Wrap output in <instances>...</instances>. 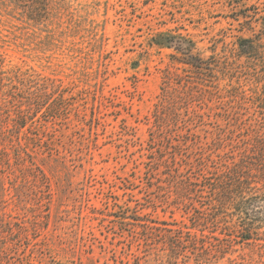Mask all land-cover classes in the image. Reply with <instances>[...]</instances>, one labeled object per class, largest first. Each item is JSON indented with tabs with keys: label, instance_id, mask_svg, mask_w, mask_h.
Returning a JSON list of instances; mask_svg holds the SVG:
<instances>
[{
	"label": "rangeland",
	"instance_id": "obj_1",
	"mask_svg": "<svg viewBox=\"0 0 264 264\" xmlns=\"http://www.w3.org/2000/svg\"><path fill=\"white\" fill-rule=\"evenodd\" d=\"M48 1L0 0V264H264L214 193L242 159L264 193V0Z\"/></svg>",
	"mask_w": 264,
	"mask_h": 264
},
{
	"label": "trees",
	"instance_id": "obj_2",
	"mask_svg": "<svg viewBox=\"0 0 264 264\" xmlns=\"http://www.w3.org/2000/svg\"><path fill=\"white\" fill-rule=\"evenodd\" d=\"M12 4H14L16 7L22 10L23 13L27 15L28 18L32 20H42L45 18V16L48 14V6L49 1L48 0H8ZM264 33V31H263ZM163 35H161V38ZM169 44L174 43L176 46V50H178L180 53L184 54L187 59H185L184 64L188 65L191 69H194L196 74L202 79L201 82H207L209 80L208 78H214L215 77V70L217 65H214V62L212 58L208 60H204L201 57H198L197 55L193 54L192 48L190 47H183V42H188L191 46L193 45V41L187 39L185 36L180 35L179 37H171L167 41ZM242 42L247 43V48L244 51V54L247 58H253L255 56L260 55V49L261 46H259L257 43H255L251 39H244ZM156 45L157 46H164L165 43L159 41V39H156ZM169 48V47H168ZM194 49V48H193ZM166 85L172 84L171 79L167 78L165 81ZM14 97V96H13ZM27 106L35 105L37 109H40L43 106V99L40 97H34L31 95V97H27ZM50 108V107H48ZM31 110V107L29 108ZM21 113V111H20ZM31 116H27V119H30ZM21 123L19 124L20 128H24L26 123L25 117H20ZM253 163L247 160L242 159L240 163H233V166L227 167V169H230L229 174L227 172L225 173L226 181L219 180L217 183V187L214 189L215 198L217 202H219V205L226 204L229 202V205L234 206L237 205L238 208L237 211L239 212L238 220H240V227L243 231V240H249L251 236L258 232L260 223H256L254 218L255 216H260L264 211V193L257 194V192H253V187H251V177L249 176L253 169H251V166ZM235 168V169H233ZM262 169V168H261ZM231 171H233V174L231 175ZM245 177L242 179V177ZM232 183V184H231ZM231 184V185H230ZM243 185H246L245 187ZM212 186V185H211ZM249 190V191H243V190ZM244 192V193H243ZM250 192V193H249ZM219 196V199L217 197ZM224 198V199H223ZM225 201L222 202L221 201ZM223 207L225 205H222ZM220 207V206H219ZM261 221V220H260ZM258 221V222H260Z\"/></svg>",
	"mask_w": 264,
	"mask_h": 264
}]
</instances>
